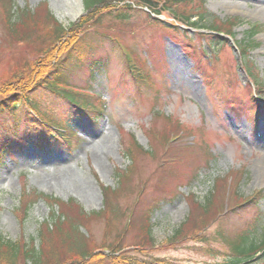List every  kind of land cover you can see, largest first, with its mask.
Returning a JSON list of instances; mask_svg holds the SVG:
<instances>
[{"label":"rangeland","instance_id":"rangeland-1","mask_svg":"<svg viewBox=\"0 0 264 264\" xmlns=\"http://www.w3.org/2000/svg\"><path fill=\"white\" fill-rule=\"evenodd\" d=\"M79 1L83 6L82 15L85 10L92 9L90 3ZM13 2L17 7H30L34 10L42 3L47 4L50 13L66 28L73 23L78 24L87 15L79 17L76 21L72 20L71 9L75 4L72 0ZM204 2L211 16L223 21L238 18L239 24L234 27L235 40H229L226 45L216 44L210 47L209 42L203 40L198 31L182 28L181 32L176 34L174 29L169 30L170 26L175 24L166 14L160 18L164 22L158 24L148 17L146 11L136 6L130 13L131 17L125 22L114 18L118 11L114 15L105 13L100 24L90 21L86 28L88 36L85 33L72 35L69 30L61 41H57L55 48L58 45L62 48L61 43L69 41L74 50L83 46L84 40H98L101 48L97 54L106 61L105 70H98L94 73V78L88 69L75 70L67 77V82L74 90L93 94L95 99L101 96L106 101L107 108L98 117L100 125L97 129L73 123L80 138L74 153L43 154L30 147H21V150L14 151L11 157H5V162L0 167V233L6 239L26 242L36 239L44 223L54 225V219L63 216L64 203L72 206L75 201L85 214L81 216L75 209H70L66 215L72 216L70 220L73 218L77 221L79 230L92 241L89 248L91 245L92 250L96 249L98 253L101 252L100 249L107 253L109 249L118 246L117 249L123 251L122 257H133L137 254L139 250L136 244L140 243L138 241H148L145 238L144 221L145 215L149 213L155 246L147 247L154 249L153 257L176 264H217L222 262L223 258L220 255H212L211 251L221 249L217 241L220 240L219 234L223 235L224 232L234 236L235 233L248 228L249 218L251 214H255L257 207L255 211L253 208L249 212L239 208L225 211V214L217 221H212L211 226L206 229L205 241L191 240L170 245L169 239L174 231L190 216V196L195 194L199 201H203L210 189L217 184L215 179L213 181L214 177H230L231 182L232 178L239 176V180H242L241 188L239 186L232 190L231 196L224 201L225 207L243 202L235 197L237 190L239 194L246 195L244 197H251L260 192L258 207L264 213V135L258 133V129L264 127V121L261 119L260 127L254 128L251 133V127H247V133L236 132V127L246 126L244 121L238 126L235 124L234 113L225 109L221 95L209 83L210 80L206 79L209 76L220 85L231 83L230 91L238 97L247 93L250 78L235 45L237 41L246 39L251 26L259 25L261 30L255 37L257 46L250 50V60L253 62L252 71L259 76L258 79L264 81V0ZM199 4L201 2L195 0L193 4L188 5V9L199 10ZM0 14L3 16L1 7ZM41 14L43 15V11L40 9L37 15ZM47 37L51 38L53 35L49 32ZM6 40L0 26V56L5 57L0 59L2 82L10 78L15 60L19 63L21 58L28 63L32 62L33 65L38 64L34 61L38 56L30 52L31 46L29 47L28 43H20L13 51V47L9 46ZM126 50L132 55V69L127 66L125 55L122 53ZM65 54L67 50L55 53L52 65L63 59ZM47 65L48 62L42 65L37 74L38 78L52 70ZM145 70L148 71L147 74ZM201 70L207 72V75ZM47 74L45 77L48 78ZM188 79L194 83L189 84ZM48 80L53 81L51 78ZM34 81L39 82V79ZM258 89L259 87L253 91L248 90L252 91L251 95L254 96ZM52 99L53 96L45 97V100ZM157 115H162V119H158ZM248 115L246 113L244 116ZM168 116L170 120H167ZM173 122H180L183 128H190L196 132V137L186 135L178 140L175 135H178L180 130L176 129ZM202 126L206 127L207 134ZM111 137L113 143H109ZM132 139L143 152L135 155V164L132 163L128 152L131 148L129 141ZM170 139L173 143L181 141L179 146L187 147L185 149L189 152L194 147L201 149L205 141L213 144L211 151L214 160L211 169H199L195 172L194 169L184 168L188 171L185 181L177 179L180 177H171L167 168L173 163L169 158L174 156V152L165 156L166 151L162 149V146H165L162 143H168ZM173 143L170 144L171 147L175 145ZM195 148L194 150H197ZM190 155L192 159L193 156ZM179 168L183 167L180 165ZM192 171L195 173L190 177L189 173ZM81 172L90 178L93 177L96 194L90 193L88 187L83 184L82 178L77 174ZM126 173L128 176L122 180L123 174L127 175ZM196 174L199 176L196 177ZM163 177L166 180L162 179ZM158 183L168 185L160 192L156 187ZM170 186L174 187L172 190H175V195L167 200L165 196ZM104 189L109 192L105 194ZM113 189L114 193L111 194ZM26 192L30 195L49 196L61 202L37 198L27 203V219L22 221L19 215L22 208L21 198ZM153 204L157 205V209H153ZM105 205H109L112 212L115 210L114 215L112 213L102 216V210L108 209ZM129 221L136 226L130 229L128 224L125 232L123 228ZM262 226L264 228V223ZM219 228L221 230L218 232ZM65 231L70 233L67 226H64ZM120 232L124 237L117 239L122 236L118 235ZM60 248V255H57L56 259L59 264L73 258L79 260L73 254L67 253L65 246L61 245ZM252 264H264V257Z\"/></svg>","mask_w":264,"mask_h":264},{"label":"trees","instance_id":"trees-1","mask_svg":"<svg viewBox=\"0 0 264 264\" xmlns=\"http://www.w3.org/2000/svg\"><path fill=\"white\" fill-rule=\"evenodd\" d=\"M85 1L91 4L92 9L87 10V15L82 18L81 22L78 24L73 23L69 28H66L59 23L55 15L50 13L47 4L42 3L39 8L34 10L30 7H17L13 0H0V7L3 10V16L0 14V26L3 28L5 39H7L5 42L13 47V51L16 50V46L20 43L26 42L29 44V47L31 46L30 52L32 51L33 55L38 56L34 60L38 63L37 65H33L32 62L28 63L21 58L19 63L15 60V67L13 63L11 67L12 72L9 74V76L11 75L10 78L4 82H2V79L0 80V167L3 166L6 156L13 155L14 151L21 150V147H32L39 153H50L52 151H59L60 149L58 148L61 147L60 143H63L64 148H68L70 153H74L77 148L71 146L73 142H78L80 138L75 133L73 123L83 126L87 122H90L94 129L98 128L99 123L97 119L102 111L103 101L92 97L88 98L86 94H74L68 88H64L63 85L67 83L66 81L69 80L67 77L75 72V70L81 69L83 71V69H88L92 78H94V73L98 70H105L104 64L106 61L97 54L101 45L97 42L98 40H95L96 38L88 42L84 40V45L74 48V50H72L73 46H70L69 41H63L61 43L62 48H60V45L55 48L57 41H61L64 34L68 33L69 30L72 35L85 33L88 36L86 28L91 23L90 21L100 24L105 13L114 15L118 11L119 13L114 18L125 22L131 17L130 13L134 10L133 7L139 6L141 9H147L149 11L148 17L158 24L163 23V21L156 18L161 15L166 14L167 17L173 19L175 25L170 26L169 30L171 28L174 29V33L176 34L181 32V25L197 30L201 38L207 40L211 47L216 44L226 45L230 40L228 38L235 37L234 27L239 24L238 18L223 21L216 16H211L208 9L204 7V0H199L201 2L199 4L200 7H198L199 10L197 8L195 10L188 9V5L193 4L195 0ZM40 9L43 11V15L38 16L37 12ZM153 15L156 17L154 18ZM40 26L42 27L39 30ZM260 30L261 27L259 25L251 26L246 39L240 42L237 41L236 45L240 51L245 71L251 79V83L247 84V87L253 91V83H256L259 87L257 97L260 101H264V81L261 78L258 79L259 76L252 71L253 62L250 60V50L257 46L255 44V37L260 33ZM49 32L53 37H47V33ZM63 45L65 46L63 47ZM63 50H67V54L63 56V59L58 60L52 65L54 54L62 53ZM9 57L12 58V56ZM2 58L5 57L0 56V59ZM45 62H48L47 67L52 69L46 74L53 81L48 80L45 77L46 74L38 78V71ZM205 69L210 73L207 68ZM201 72L207 75V72L205 73L203 70ZM210 74L213 75L212 73ZM36 79H39V82H35L34 80ZM206 79L210 80L209 83L221 95L225 109L233 112L234 115H240V113L248 111L257 112L264 110V103H259L251 95L252 91L250 92L247 89V95L242 94L238 97L230 91L231 83L220 85V83L214 82L209 76ZM46 96H53L54 99L50 101L45 100ZM96 102H98L97 105L95 104ZM159 115H157L158 119H162V115L161 117ZM168 117L167 120H170V116ZM173 124H175L178 131L180 130L179 134L175 135L178 140L182 136L185 138L186 135L196 137V132L187 127L183 128L182 123L173 122ZM202 127L207 134L206 127ZM129 142L131 148L128 149V152L132 163L135 164V155L143 152H141V148L135 143L134 139ZM176 142L173 143L170 139L168 143H162L165 145L162 146V149L166 151L165 156L171 155V152H174V156L169 158L172 159L171 162L173 163L170 164V168H167L168 174L171 177H180L177 179L185 181L188 171L184 168L187 170L194 169L195 172L199 169L207 171L211 169L214 160V154L211 151L213 144L205 141V145L201 148L202 150L194 147L197 150L193 148L189 152L185 149L187 147L183 148L181 145L179 146L181 141L175 144ZM172 143L175 145L171 147L170 144ZM190 154L193 156L192 159ZM180 165L183 167L182 169L179 168ZM194 171L189 173L190 177L194 175ZM231 173L237 172L231 171ZM126 174H123L122 180L128 176V173ZM195 176L198 177L199 174ZM164 177L167 178L168 176ZM164 177L162 179H165ZM214 179L217 181V184L210 189L208 196L203 201H199L195 194L190 196V216L174 231L169 239L171 241L169 244L177 245L191 240H195L194 242L205 241L207 239L204 236L206 229L211 226L212 221H217L219 217L225 214V211H233L239 208L249 212L253 208L255 211L257 207V212L255 211V214H251L249 218V229L245 228V230L235 233L234 236L223 232V235H219L220 240L217 239L221 246L220 251L218 249L211 251L212 255H220L223 258V261L217 264H252L257 262V260L264 257V228L262 226L264 223V213L258 207L260 204L258 198L261 196V193L259 192L252 197H244L246 195L239 194L237 190L235 197H237V200H243V202L239 205L235 204L231 206L230 204L225 207L224 201L231 196L233 189L239 188V186L241 188L242 180L240 181L239 176H237L229 182L230 177L222 175L214 177L213 181ZM167 185L168 183H158L156 187L162 192ZM173 188V186H170L165 196L167 200L174 197L175 190L173 191ZM108 192L109 190L104 189L105 194ZM113 193L114 189L111 191V194ZM31 196L32 198H30ZM37 198L50 200L51 202H61L42 194L30 195L26 192L21 198L20 220L25 221L27 219L26 205ZM233 201H235V198ZM105 207L108 209L105 210L104 208L102 210V216L104 214H108L109 216L112 213L114 215L115 210L112 212L109 205H105ZM63 208V216L55 218L56 224L54 225L44 223L36 239L34 238L28 242L25 240L12 241L6 239L0 233V264H59L56 259L57 255H60L58 251H60L61 245L66 247L65 251L67 253L79 258V260L73 258V260L62 262V264H176L171 261L168 263L164 259H156L152 253L154 249L148 248L155 246L152 238L153 227L152 223H150L151 217H149V213L145 215L144 221V228H146L145 238L148 241H138L140 243H137L136 246L139 252L133 257H122L123 251H120L119 248L117 249L118 246H115L111 250L109 249V251H106L107 253H104L101 249V252L98 253L99 251L96 249L92 250L91 245L89 248V244L92 243L91 239L79 230L80 226L75 219L72 218L70 220L72 216L66 215L67 210L75 209L74 211L82 216L85 214L83 209L75 201L72 202V206L64 203ZM153 209H157V205H154ZM107 219L108 221L110 220L109 218ZM128 224H130V229L136 226L135 223L129 221L123 228L125 232L128 229ZM64 226H67L70 233L64 232ZM120 234L121 232L118 233V235ZM121 235L117 239L124 237L123 234Z\"/></svg>","mask_w":264,"mask_h":264},{"label":"bare ground","instance_id":"bare-ground-1","mask_svg":"<svg viewBox=\"0 0 264 264\" xmlns=\"http://www.w3.org/2000/svg\"><path fill=\"white\" fill-rule=\"evenodd\" d=\"M73 2L72 3H75L72 5V9H71V13H72V20L73 19H76L78 17H80L82 14V4L80 3L79 0H72ZM188 83L191 84V83H194L191 79H188ZM109 143H113L112 142V137H111V140L109 138ZM96 148H100L98 146H96ZM264 157V156H263ZM79 178H82V181H83V184H85L87 187H88V190L90 193H93V194H96L97 193V190L96 188L94 187V181H93V177H89L85 174H82V172L79 174Z\"/></svg>","mask_w":264,"mask_h":264}]
</instances>
